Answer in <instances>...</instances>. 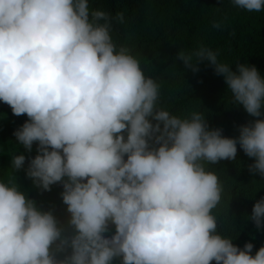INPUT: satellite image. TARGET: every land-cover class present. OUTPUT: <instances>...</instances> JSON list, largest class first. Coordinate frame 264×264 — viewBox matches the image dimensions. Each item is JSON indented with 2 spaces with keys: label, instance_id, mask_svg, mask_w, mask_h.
<instances>
[{
  "label": "clouds",
  "instance_id": "obj_1",
  "mask_svg": "<svg viewBox=\"0 0 264 264\" xmlns=\"http://www.w3.org/2000/svg\"><path fill=\"white\" fill-rule=\"evenodd\" d=\"M124 1L0 0V160L13 134L24 147L7 164L17 181H0V264H264V246L253 256L218 231L223 186L207 167L239 144L264 177V119L228 138L202 113L160 107V85L112 38ZM177 59L193 72L207 61L232 103L264 116L256 66L233 71L204 46ZM251 220L264 228V198Z\"/></svg>",
  "mask_w": 264,
  "mask_h": 264
},
{
  "label": "trees",
  "instance_id": "obj_2",
  "mask_svg": "<svg viewBox=\"0 0 264 264\" xmlns=\"http://www.w3.org/2000/svg\"><path fill=\"white\" fill-rule=\"evenodd\" d=\"M107 11L116 16L112 8ZM121 13L124 22L113 21L112 38L117 45L128 47L145 75L160 85V107L181 118L202 113L210 129H222L228 138H238L240 127L250 121L264 119L252 117L243 105L232 103L224 77L207 61L200 62L199 71L193 72L177 59L181 50L204 46L218 52L219 62L230 65L233 71L237 64L246 63L256 66L264 78V11L249 13L233 7L230 0H125ZM214 21L222 22V27H213ZM0 107L2 115L7 104L0 101ZM237 148L235 160L207 166L223 186L221 203L213 212L218 231L241 249L251 242L254 256L264 246V228L258 229L251 220L254 204L264 198V177L249 171L255 158L248 157L239 144ZM23 150L13 134L0 160V181L13 176L7 164ZM14 175L17 181L18 175ZM114 233L112 225L106 236Z\"/></svg>",
  "mask_w": 264,
  "mask_h": 264
}]
</instances>
